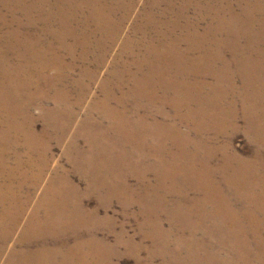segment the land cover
Masks as SVG:
<instances>
[{
  "label": "bare ground",
  "instance_id": "bare-ground-1",
  "mask_svg": "<svg viewBox=\"0 0 264 264\" xmlns=\"http://www.w3.org/2000/svg\"><path fill=\"white\" fill-rule=\"evenodd\" d=\"M234 1L183 0L174 12L172 22L153 17L149 7L143 8L138 17L145 18L140 23L135 18L133 34L127 32L129 35L123 38L124 47L116 56L118 64H115L110 60L111 52L126 31V23L132 19L134 0H0L3 7L8 6L0 8V145L16 133V139L22 135L23 142L31 147L28 155H20L32 166L29 176L33 180L28 189L15 190L8 180L4 184L6 188L0 184V255L4 245L12 241V236L24 222L37 187L49 177L48 173H55L50 192L57 191L54 200L64 207L54 211L55 217L48 219L42 234L55 232L51 229L55 226L62 231L68 221L71 229L79 228L81 223L90 225L84 208L81 219L76 204L73 210L66 205L67 196L64 195L77 191L68 181L65 170L59 168L55 172L51 165L52 147L40 141L41 133H35L37 118L30 108L52 99L55 103L43 105L40 114L46 125L44 133L50 134L53 130L59 143L70 137L67 154L79 171L82 169L80 159L86 155L85 151L79 150L80 137L86 134L84 139L92 147L94 133L102 124V121L98 122L97 114L101 113V118L110 117V130L127 126L134 147H140L139 144L146 140L149 147L150 139L157 136L156 129L169 135L162 144L171 141L172 150L162 153L161 157L151 153L164 164L153 187L156 193L153 199L165 204L176 198L178 210L169 215L177 227L176 239L181 244H190L191 240L203 244L196 250L187 246L188 256L195 257L194 261H189L191 264H264V155L257 152L252 158H246L229 148L233 133L238 130L237 117L244 121V133L258 145H264V0ZM191 2L200 14L194 21L188 18L183 25L181 16ZM54 3L57 6H53ZM65 3L68 5L63 6ZM161 3L162 0L150 2L159 6ZM171 8L176 7L171 5ZM202 23L205 25L200 28ZM92 26L89 33L88 27ZM146 30L152 35H147ZM43 39H48L47 45H43ZM70 39L72 43L68 42ZM201 40L204 45L196 48L194 42ZM182 45L188 47L183 49ZM79 47L81 51L77 53ZM226 47L233 50V65L224 62ZM126 53L131 61L123 58ZM236 77L242 83L240 93L237 85L227 86L236 84ZM98 80L103 97L89 104L78 132L80 109L92 99V86ZM157 90H162V95ZM230 93L240 96L241 107L233 102L235 99L228 98ZM144 97L149 103L160 104L165 109L170 107V111L174 109L172 116L184 119L182 122L188 130L181 129L180 123L166 122L167 116L162 119L165 121L154 117L155 124H152L148 115L151 111L145 114L143 110L147 107L144 104H135L134 112L130 114L115 116L116 108L127 113L128 109L121 108L125 107L126 99ZM17 101L21 105L17 112L22 115V120L17 119L16 113L12 114L11 108L15 109ZM4 114L9 116L5 117L6 121L1 119ZM73 129L77 130L74 136L70 134ZM223 137L228 138L225 141L230 144L218 145L216 140ZM218 150L223 155L214 165L210 161L219 159ZM4 151H8L6 144L4 149L0 147V161L7 164L2 161L3 157L7 158ZM166 154L173 155L175 160L165 161ZM16 163L0 170V181L7 175L12 177V170L14 174L15 167L20 164L19 159ZM149 171L134 169L132 175L139 173L143 184L151 180ZM79 173L83 175L82 171ZM173 179L174 183H183L188 188L180 192V188L171 190L170 185L166 193V185L173 184ZM141 186L129 183L127 178L121 189L115 186L110 191H129L131 198L135 192L140 193L147 205L144 208L147 218L154 217L152 227L161 225L162 214L154 216L149 211L151 197L147 198L139 190ZM23 190L27 195L24 198L21 195V198L17 193ZM106 193L111 195L109 191ZM183 194L194 201L193 208L187 212L181 211L185 208L180 204ZM59 214L65 218L58 220ZM77 214L80 221L76 220ZM37 222L39 217L36 216L24 233L37 231ZM95 223L99 224L98 220ZM199 233L203 236H198ZM26 235H31V231ZM143 236L154 238L146 233ZM167 237L164 230L158 235V239ZM28 239L29 236H22L19 242ZM91 240H95L93 235ZM54 252L47 260L50 264H56ZM91 253L94 256L92 264H99L103 250L99 253L91 250ZM59 256L64 258L63 254ZM175 257L182 258L181 255ZM44 262L39 260L37 264Z\"/></svg>",
  "mask_w": 264,
  "mask_h": 264
},
{
  "label": "rangeland",
  "instance_id": "rangeland-1",
  "mask_svg": "<svg viewBox=\"0 0 264 264\" xmlns=\"http://www.w3.org/2000/svg\"><path fill=\"white\" fill-rule=\"evenodd\" d=\"M134 1L136 2V4L134 5L133 10L131 11V13H133L132 19H130L126 23L125 26L126 31L124 32V34H122L121 40L114 45L113 50L111 52L112 56L110 57V60L112 63L116 62L115 60L116 56L118 57V54L122 52V48L124 47L123 40L129 34L131 35L133 34V25L136 23L135 18H138L137 23H140V21H142L145 18L144 16L142 19V15L138 17V13L140 14L143 8L149 7L154 13L153 17L158 16L161 20L168 19L170 20V22H172V17L175 16L176 14L174 12L181 7L183 0H162L160 6L158 4L151 5L150 2L152 0L151 1L134 0ZM202 1L208 2L212 0H202ZM216 1L217 0H213V2ZM234 2L237 3L239 2V0H235ZM65 5L68 4L65 3L63 6ZM171 5H174L176 8L172 9ZM189 5L190 7H188V9L184 11L185 13H183L181 16V23L183 25L186 23L188 18L194 21V19H196L200 14L199 11L198 13L196 12V9L194 7L195 5L193 2H191ZM53 6H57V3H54ZM7 7L8 6L3 7L2 4H0V8L5 9ZM77 16L79 18V14H77ZM182 24L180 25L182 26ZM204 25L205 23L204 24L202 23L200 25V28L204 27ZM0 26H1V22H0ZM92 30H93V26L88 27L89 33H91ZM147 35H152V33L147 31ZM139 36L142 37L143 35L139 34ZM43 38L46 37L44 36ZM216 39H218V37H216ZM43 40H42L43 45H47V43L49 42L48 39H43ZM202 40L197 43L194 42L196 48H198L199 45L200 46L204 45V41ZM68 42L72 43V40L70 39ZM80 47L82 48V45H80ZM80 47L77 53H80L81 51ZM182 47L183 49H186L188 46L182 45ZM202 49L205 50L206 48H202ZM233 49L236 50L237 47H233ZM223 52L226 53L224 55L227 57L224 62L229 65L232 63L231 65H233L235 63L232 58L233 50L231 48L228 49V47H226L224 48ZM123 58L128 61L132 60L131 57L127 56V53L124 54ZM78 64H80V62ZM115 64H118V62H116ZM104 70L106 71V69ZM234 79H235L234 81H236V84L232 83V84H228L227 86L231 87L233 85H237L236 86L238 88L237 92H239L240 88L242 87V83L239 77H236ZM209 80L212 79L209 78ZM92 91H93L92 93L93 96L92 99H90L91 101L87 100V103H85V105H83V108L80 109V115L78 118V124H79L78 132L80 131L79 129H82V122L84 120L89 104L97 100L98 98L103 97L102 90H100L99 80L96 83L95 82L93 83ZM230 91L232 93L231 89ZM158 92L160 95H162V90L161 92L160 91ZM231 93L228 98L230 100L235 99L233 102H236L237 106L241 107L240 96ZM231 96H235L236 98H232ZM146 98L147 97H144L143 99L136 98L137 100L133 98H131L130 100L126 99L125 107L122 106L121 108L128 109L126 110L127 113L125 111L116 108L114 110L115 116H118V114H120V116L125 114H130L134 112L133 109L135 104L136 106L139 105L141 106V104H144L145 107H147L146 108L147 110H143V112L147 114V112L151 111L150 114L148 115L150 117L152 124H155L154 117L162 120L163 118L165 119L167 116L166 122L169 123L171 121H174L176 123H180L181 129H183L184 131L188 130L186 123L182 122L184 121V119L181 120V118H175V116H172V111L174 109L170 111L169 110L170 107H167V109H165L160 104H155L153 102L149 103L148 101L145 100ZM18 102L19 101L15 103L16 104L15 109L13 107L11 108V110H12V114L16 113L18 115V116L16 115L18 120H22L23 118L22 115H19L20 113L17 112L20 111L21 109V105H19ZM52 103H55V101L50 99L45 103H41L40 106L37 105L33 108H30L32 109L31 110L32 113L33 114L35 113L34 114L35 118H37L36 120L37 131L35 133L37 132L41 133L40 141L44 142L45 145H47L48 147L49 146L52 147L51 152L53 155L52 158L53 161H51V165L54 166L53 168L55 172L57 173L59 168L65 170L69 175L68 181H70L72 186L75 187L77 191L76 194L69 193L64 195L65 197L67 196L65 199V202L67 203L66 205H68L69 209L73 210L76 204V207L78 209L80 208L79 212L81 215V219L84 213L82 209L84 208V210L87 211L86 213H88L89 215L90 225L81 223V226L79 228L75 227L71 229L69 227L70 221H68L67 226L64 228L65 230L62 229V231H59L58 226H55L51 228L52 230H55V232L52 233L43 232L42 234V229L44 226L46 227L48 219L55 217L54 211L58 208L62 209L64 207V204H59L54 200V197L57 195V191L53 193L50 192V189L55 183L54 180L55 173L51 175L50 173H48L47 177L48 176L49 177L46 180H44L43 183L41 184L38 183L39 185L36 190V195H34V199L32 200V202L28 207L26 213L27 215L26 218L24 219V222L18 227V230H16L15 234L12 236L14 237L12 241H9L8 244L4 245V251L0 255V264H37L39 260L45 261L43 264H50L49 261L47 260L51 259L50 257H52L53 251H55L54 253L56 254V256L55 255L53 256L57 257L56 264H80V263L92 264V260L94 256L92 255L91 250H94L99 253L101 249L103 250L104 255L101 256V261L100 260L98 261L99 264L100 263L102 264H191V262L189 261H194L195 257L188 256L187 246L190 245L191 247H193L194 250H196L198 247H200L203 244L201 242L200 243L195 242L194 240H191L190 244H181L176 239L178 235L177 227L174 226L172 222V218L169 216L176 210V205H175L176 198H173L171 201L165 200L166 201L165 204L164 202L161 203L158 200L153 199V196H155L156 194L153 191V187L156 185V183L159 180L158 175L162 171L164 164L159 159L157 160L155 157H153L151 153L159 154V156L161 157L162 153L171 149L173 147L171 141H169L170 143L166 142L164 145L162 144L163 140L165 141L169 138V135L161 134L160 131L156 129L155 134L157 136L153 140L150 139L151 143L149 147L146 145L147 140L145 141V143H140L139 144L140 147H134L132 146V143L130 141L131 132L128 130L127 126L124 129L123 128L120 129V127H118L117 130L114 131L110 130L109 126L112 123V121H110L111 120L110 117L104 116V118H101V113L97 114L96 117H98V122L102 121L101 122L102 124L100 128H98L97 131L94 133L95 141L92 144V147H90L91 145L88 144L84 139V136L87 138L86 134L85 135L81 134L83 135V137H80L79 150L82 149L83 151H85L86 154L83 158L80 159V163L82 165L81 171L83 172V175H81L79 173L81 171H79L76 168V165L73 163V161L70 159L69 155L67 154V151L70 148V137L65 138L62 141L63 143H59L58 140L59 137L57 136L56 133H54L53 130L50 131V134L44 133V128L46 125L44 124L45 122L41 120L42 118H40L41 110L43 109V105L45 106H47L48 104L52 105ZM102 112L104 113L103 110ZM6 114L2 115L1 117V119L4 121H6V119L9 117V116H5ZM180 114H184V113H180ZM236 120L238 121V130L234 131L231 140V143L232 142L233 143L229 148H231L232 150L234 149L239 155L246 158L247 157L252 158L253 155H255L257 152H261L264 155V145L260 143L258 145V142L256 140H253L252 138H250V136L244 133L243 130L244 121L242 118L237 117ZM160 130L161 132H163L161 128ZM74 131L77 132L76 129H73V131L70 130V134H72V136L76 134V132ZM16 134L14 135V137L11 136V138H7L6 141L5 140L3 141L7 145L9 152L4 151L7 154L6 155L7 158L5 159L3 157L2 161H6L7 164L0 161V170L4 166L6 168L8 166L17 164L16 163L17 159H19L20 164L18 167H15L16 170L14 171V174L12 170V177L11 175L5 176L4 177L5 179L3 178L0 181V184L3 185V188H6L4 187V184H7L9 181V183L12 182L13 188H15V190L16 188L19 189L20 187H24L28 189L31 182H33V180L29 176L31 175L32 166L25 162V157L22 155L25 156L28 155L31 146L29 147L28 144L23 142L24 139L21 138L22 135H20L19 133L18 134L20 135V137L19 139H16ZM20 138L22 140H20ZM225 140H228V138L223 137L217 139L216 141L219 142L218 145L225 144L226 142L229 143L228 141ZM5 144L0 145V147L4 149ZM75 146L78 147L77 145ZM218 152H219L218 154L219 159H213L212 161H210L213 162L214 165H217V162L221 160L223 155V153L220 150H218ZM17 154L19 158L17 157ZM165 156H166L164 159L165 161L175 160L174 158H172L173 155L171 156L166 154ZM134 169H136L138 172L139 170L142 171L145 169L150 170L149 179L151 180L141 184L143 179L139 177V173L138 175L136 173L132 175L133 173L132 171ZM127 178L129 180V183L135 186L142 185L139 190H141L142 193H144L147 196V198L151 197L149 211H151L154 216H160L162 214L161 215L162 226L158 225L156 227H152L154 217L147 218L146 216L147 210H145L147 208V205L140 193L135 192L133 198H131L128 196L129 194H131L130 196H132V193H130L129 191L124 193L110 191V190H114L115 186H119L117 189H121V185L125 184V180ZM172 181L173 184L166 185V189H165L166 193L168 190H170L169 187L170 185H171V190H177L178 188H180V192H183L188 188L183 183H174L175 179H173ZM98 188L101 191L98 192ZM106 191H109L111 195L107 196L108 192L106 193ZM17 195H19L20 197L22 195L24 198L27 195V191L26 190L20 191L17 193ZM182 196L183 199L180 202V204L182 206H185V208H182L181 211L187 212L193 208L194 201L190 196H186L184 194ZM1 209H2V204H0V210ZM164 211L165 214L163 213ZM1 214L2 213H0V215ZM80 215L77 214V218H76L77 221H80ZM140 215L143 218L140 217ZM36 216L39 217V222H37L35 225H38L39 229L37 231L29 230L26 233H24L25 229L32 226V222H34V218ZM61 218L64 219L65 217L59 214L58 220H61ZM97 220L99 224L95 223L94 225V222ZM215 225L220 226L219 224H215ZM162 230L167 232L168 237L163 239H158V235H161ZM172 230H174V232ZM30 231H31V235H26L30 233ZM263 231L264 228H262V236L264 237ZM145 233L154 235V238L152 239L146 238L145 236H143ZM92 235L94 236L95 240H91ZM22 236L23 237L29 236L30 239L26 240L24 243L23 242L21 243L19 242V240ZM198 236H203V235L199 233ZM62 254L64 258L59 256ZM176 255H181L182 256L181 260H178L175 257Z\"/></svg>",
  "mask_w": 264,
  "mask_h": 264
}]
</instances>
